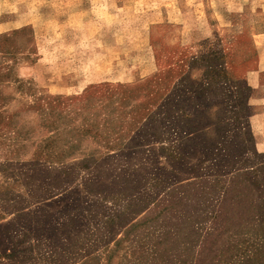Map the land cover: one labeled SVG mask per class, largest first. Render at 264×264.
<instances>
[{
    "label": "rangeland",
    "instance_id": "1",
    "mask_svg": "<svg viewBox=\"0 0 264 264\" xmlns=\"http://www.w3.org/2000/svg\"><path fill=\"white\" fill-rule=\"evenodd\" d=\"M142 84L150 114L115 113L125 150L91 172L97 193L86 170L61 201L10 181L26 204L0 217V264H264V0H0V104L35 128L27 155L48 129L25 105L102 118L101 92Z\"/></svg>",
    "mask_w": 264,
    "mask_h": 264
},
{
    "label": "trees",
    "instance_id": "2",
    "mask_svg": "<svg viewBox=\"0 0 264 264\" xmlns=\"http://www.w3.org/2000/svg\"><path fill=\"white\" fill-rule=\"evenodd\" d=\"M144 85L142 84L138 87H120L114 92L109 93V96L105 92H101V95L97 97L100 101L99 106L100 108L108 109V113L106 112L102 118H99L98 115L88 118L85 115V110L81 108L73 110L70 108V105L63 104L64 106L59 108L60 104L58 102L45 105H25L23 107L25 109L22 111L37 112L40 116L37 119L40 120V126L48 129L47 135L43 139L38 142H31L34 149L29 153L30 155H27L29 145L26 142L31 140V134L35 131V128L24 129L23 127H19V125L16 128V124H18L16 117L19 114L17 112L9 113L5 109L7 105L1 106L0 104V147L6 146L8 148V154L0 162V173L4 172L6 175L9 172L7 174L9 178L0 179L2 182H0V198L4 197V199H0V217L3 216L4 212L20 211L26 204H21L19 201H16L17 203L15 204L10 202L11 200L19 199L17 198V194L14 193L11 180L17 181L19 185L22 183L23 185H27L29 189L28 193L31 195V199L27 201L28 203L31 201H37V203L47 201L48 199H54L57 196L63 195L61 199L55 200L61 201L67 197L66 195L71 193L68 189V184L75 180L74 173L77 172L76 170H78V173L81 170H86L89 171L88 176L85 177L83 175L82 183L89 194L97 193V179L94 173L91 172L111 154V151L125 150V141L121 137L113 136L111 133L113 129L117 128V126H113L115 113L119 112L121 114V116L116 115L117 120H120L121 123L131 121L133 123L132 126L137 127V129H140L139 123L141 122L138 116L145 113L148 116L150 114V110L142 113V109L146 110V106L152 99V95L148 91V84H146L147 86ZM1 99L3 98L0 93ZM90 99L87 98V102ZM135 100L138 101L133 103ZM128 109H131V111ZM129 112L133 116L128 114ZM65 117L75 123H66L65 127H59L58 121ZM123 127V124L119 125L120 129H123ZM89 141L96 144V146L84 149L83 144L85 142L89 143ZM76 153H79L80 158L70 163L69 159ZM172 157L177 158L174 149ZM19 190H24V188L20 187ZM18 197H20V192L18 193ZM107 219H109L108 223L115 226L117 221V218L115 220V215L113 217L108 215ZM121 241L119 240L117 245ZM232 243L233 249L239 250L238 239H234ZM258 250L260 248L254 251V256ZM236 256H240V253L236 254ZM135 258L139 261L143 259L142 256H136ZM248 258L247 254L243 259L238 260L239 262L231 263V259H228V262L219 260L217 264H245Z\"/></svg>",
    "mask_w": 264,
    "mask_h": 264
}]
</instances>
